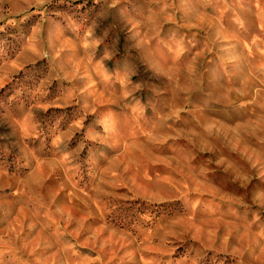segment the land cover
<instances>
[{
	"label": "rangeland",
	"instance_id": "obj_1",
	"mask_svg": "<svg viewBox=\"0 0 264 264\" xmlns=\"http://www.w3.org/2000/svg\"><path fill=\"white\" fill-rule=\"evenodd\" d=\"M0 264H264V0H0Z\"/></svg>",
	"mask_w": 264,
	"mask_h": 264
}]
</instances>
